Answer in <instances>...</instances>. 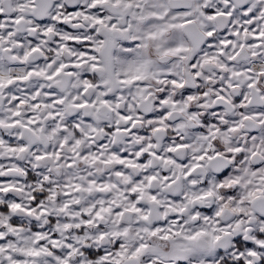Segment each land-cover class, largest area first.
<instances>
[{
  "label": "snow or ice",
  "instance_id": "6c2138e0",
  "mask_svg": "<svg viewBox=\"0 0 264 264\" xmlns=\"http://www.w3.org/2000/svg\"><path fill=\"white\" fill-rule=\"evenodd\" d=\"M0 264H264V0H0Z\"/></svg>",
  "mask_w": 264,
  "mask_h": 264
}]
</instances>
